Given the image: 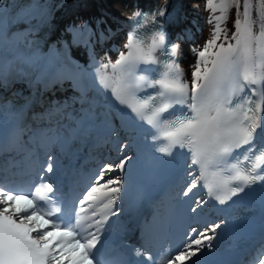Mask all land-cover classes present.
Instances as JSON below:
<instances>
[{
  "label": "snow or ice",
  "instance_id": "obj_1",
  "mask_svg": "<svg viewBox=\"0 0 264 264\" xmlns=\"http://www.w3.org/2000/svg\"><path fill=\"white\" fill-rule=\"evenodd\" d=\"M233 9L236 18L229 36L227 22ZM205 10L211 28L209 38L194 50L198 59L193 65L191 88L179 63L171 59L157 78H147L152 69L140 65L160 64L154 53L164 45L165 34L153 33L151 44L145 46L139 38V28L143 25L129 32L124 45L127 51L121 52L114 62L101 64L96 76L111 98L123 106L118 110L127 121L122 120L121 127L129 122L138 128L142 124L150 126L154 143L167 141L156 148L166 156H172L176 147L188 150L187 167H197L187 173L192 179L181 195L188 196L199 186L225 204L245 187L264 181L261 170L264 144L254 143L258 135L264 136V0H205ZM165 13L166 8H161L156 16ZM134 15L140 17L141 13ZM155 19L152 18L153 23ZM178 47H164L163 55L177 56ZM109 68L111 73L107 71ZM146 89L155 91L146 92ZM141 92L145 94L139 95ZM176 105L186 107L187 111L165 117ZM106 125L110 135L118 134L107 119ZM257 129L261 130L259 134ZM131 146V140L119 142L120 158L100 168L85 192L72 202V207L62 199L59 186L46 179L48 173L54 172L51 155L40 166L36 174L38 183L32 191L22 192L0 182V264H112L101 259L97 244L109 217L118 215L113 206L121 199L119 194L124 184L120 175L110 174L125 170L131 159L126 149ZM239 149L244 151L238 152ZM225 172L229 173L226 177ZM231 184L237 186L230 187ZM192 203L190 211L197 213L206 201L193 199ZM62 212L68 215L67 222ZM218 227L215 224L210 231L215 233ZM190 233L198 238L175 254L153 257L147 249H134L136 256L144 258L138 264H184L185 261L201 264L198 253L202 254L205 247H214L205 244L213 237L195 227ZM253 264H264V249Z\"/></svg>",
  "mask_w": 264,
  "mask_h": 264
},
{
  "label": "bare ground",
  "instance_id": "obj_2",
  "mask_svg": "<svg viewBox=\"0 0 264 264\" xmlns=\"http://www.w3.org/2000/svg\"><path fill=\"white\" fill-rule=\"evenodd\" d=\"M5 0H0V6H3ZM148 0H146L147 2ZM155 4L165 5L167 1L170 0H153ZM128 0H29L27 7H37L39 8L40 19H37L38 14L32 15L33 25H38L44 27L47 24L53 25L56 27V22L59 20L60 16L66 12H72L73 7L80 5L82 9H95L96 7L101 8L104 11H107L110 15H117L122 18V21L129 19L133 15V11L127 7ZM193 3L192 6H196L194 15H188L184 12V20L188 22L192 20L193 26L191 30V35L193 40L188 44H184L182 39H178V42L181 45V60L183 65L186 68L187 75L190 80L193 79L192 71L193 65L197 62V56L195 54V49L200 48L204 42L209 38V32L211 25L207 23L209 13L205 10V0H191ZM133 3H144L143 0H130V4ZM235 9H233L229 15V20L227 22V27L229 29V36L232 35L234 31L232 25L235 20ZM119 26L106 19L101 18L97 14L91 16L77 17L71 24L66 28L64 27L59 35L57 40L63 44L67 42V39L76 35L77 38L86 35H97L99 33L102 36V39L105 37L114 36L119 29ZM52 29V28H50ZM50 33H55L50 31ZM59 30V27H56ZM219 43V41H218ZM72 49L75 48L74 45H71ZM107 56L115 61L118 55L123 51V45L121 42L114 44L111 48H104ZM78 52V50L76 51ZM75 59L82 66L88 64V60L84 59L79 54L75 53Z\"/></svg>",
  "mask_w": 264,
  "mask_h": 264
}]
</instances>
